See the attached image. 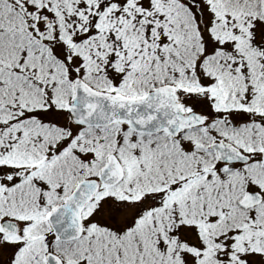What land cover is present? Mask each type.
Here are the masks:
<instances>
[{"label": "snow or ice", "instance_id": "1", "mask_svg": "<svg viewBox=\"0 0 264 264\" xmlns=\"http://www.w3.org/2000/svg\"><path fill=\"white\" fill-rule=\"evenodd\" d=\"M0 264H264V0H0Z\"/></svg>", "mask_w": 264, "mask_h": 264}]
</instances>
